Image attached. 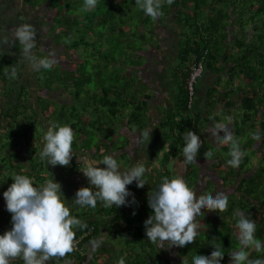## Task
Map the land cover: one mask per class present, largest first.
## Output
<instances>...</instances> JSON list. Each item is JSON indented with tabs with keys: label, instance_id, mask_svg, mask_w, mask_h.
Here are the masks:
<instances>
[{
	"label": "trees",
	"instance_id": "trees-1",
	"mask_svg": "<svg viewBox=\"0 0 264 264\" xmlns=\"http://www.w3.org/2000/svg\"><path fill=\"white\" fill-rule=\"evenodd\" d=\"M25 1L33 7L43 6L56 12L49 31L51 39L65 49L67 56L77 59L71 57L72 64L63 70L57 63L50 69L37 70L42 71L43 83L39 86L44 85L49 92L56 90L61 108L45 99L48 97L46 92L36 96V111L28 104L27 86L22 85L19 92L16 90L19 79L16 61H8L7 57L0 55V93L6 98L14 94L16 99L12 106L0 107V193L3 194L16 174L29 175L36 185L47 179L44 161L38 153L39 137H33L31 130L34 122L38 123L39 112L44 122L69 124L73 128L72 148L76 150L95 147L98 151L101 145L95 143L93 134L102 127L103 132L111 137L116 132L112 127L118 120H126L127 127L133 131L136 129L139 141H142L148 120L145 110L148 96L144 92L145 86L137 81L130 69L141 67L149 52L160 49L161 34L172 33L179 38L177 64L172 71L179 89L175 106L179 118L168 115L162 125L168 149L162 153L161 171L154 179L152 190L163 177H174L166 166L182 151L184 132L188 129L195 132L202 120L212 118L211 112L217 104L229 108L227 120L230 118L233 122L234 138L245 155L240 165L234 168L226 164L230 158L228 145L223 151L212 150V158L216 160L213 170L219 175L222 191L230 190L228 207L223 212L211 211L210 216L202 214L198 218V238L189 246L176 247L179 260L174 261L161 252L162 261L158 264H183V259L190 264L194 255L211 253L213 239H217L225 252L222 264H229L227 252L238 247L233 215L237 210L255 222V235L264 241V0H160V15L156 19L145 15L136 0H98L96 7L90 10L84 9V0ZM42 49L35 47L37 57H44L41 56ZM197 61H202L203 70L222 69L228 73L223 85L228 88L227 92L219 93L216 87L207 91L208 111L203 119L193 116L190 113L192 108L186 107V78L190 65ZM52 69L58 72L55 76L49 75ZM68 103L71 106L66 110ZM257 132L261 135L259 141L252 138ZM105 138L110 143L109 138ZM23 145L29 152L28 167L18 157V146ZM108 147H104L105 151ZM254 158L256 161L252 162ZM199 174V165L195 162L186 164L185 182L196 193ZM212 183L207 182L203 193L220 191L215 182L216 190L213 191ZM113 210L102 208L97 212L108 215ZM140 211L147 218L151 215L147 200ZM72 215L87 225L76 230L74 238L90 227L91 232L81 241V251H72L49 261L53 264H67L73 260L76 264H99V254L87 261V256L82 253L87 243L98 236L96 220L81 219L78 213ZM8 216L0 222L5 230L10 229L8 223L11 225V213L8 212ZM200 219L203 223L199 222ZM138 225L137 235L134 232L126 235L128 241L138 238L140 244L138 247L134 243L138 248L125 244L126 264H151L148 254L155 252L154 245L144 235V221L140 220ZM249 251L251 259L264 256V253ZM10 264H23V261L15 258Z\"/></svg>",
	"mask_w": 264,
	"mask_h": 264
},
{
	"label": "clouds",
	"instance_id": "clouds-1",
	"mask_svg": "<svg viewBox=\"0 0 264 264\" xmlns=\"http://www.w3.org/2000/svg\"><path fill=\"white\" fill-rule=\"evenodd\" d=\"M97 2L98 0H84L83 7L85 10L93 9ZM136 3L145 15L153 19L159 17L160 0H136ZM36 35L35 28L28 23H22L12 31L13 41L22 46L20 51L24 60L33 69H50L57 61L52 58V53L47 57L35 55L33 49L37 43ZM7 43L8 37H0V45ZM151 129L150 127L144 135L150 136ZM210 132L218 145L229 146L230 158L226 160V164L238 167L245 153L239 141L234 138L230 118L229 123L213 124ZM252 138L259 141L261 135L253 133ZM73 140L74 130L69 124H49L42 137L40 159L53 167L68 165L75 154ZM183 141V163L196 162L203 143L202 137L196 131L188 129L183 134ZM204 156L208 160L213 153L209 150ZM80 159L84 165L81 171L87 177L89 186L79 188L71 203L65 198L60 182L55 181L52 176L41 185L34 184L29 175L16 174L11 177L13 182L2 194L6 210L11 213V228L0 234V264H10V260L15 258H20L23 264H48L53 257H64L66 253L73 251L76 230L87 227L82 220L71 214L74 206L95 208L98 202L105 206L125 205L128 203L126 198L132 195L126 186L133 182L136 187L146 184L144 176L147 169L143 163L124 169L115 153L106 154L101 160L91 159L87 155H81ZM199 175V182L204 185L197 193L181 176L176 175L172 178L163 177L148 196V206L152 213L144 221V235L158 250L164 249V253L167 248L173 247L176 254V247L193 244L200 234L198 218L209 211L210 215L211 211L223 212L228 207V193H203L210 177L202 178L201 169ZM132 201H135L134 196ZM233 215L238 247L227 252L230 256L229 264H264V256L250 258L249 250L264 253V241L255 235V222L242 211L237 210ZM90 232L91 227L79 236L84 233V237L88 236ZM90 243L94 251L100 241ZM211 244L213 250L209 255L196 254L191 258L190 264H222L225 252L217 239H213ZM156 247L154 253L148 254L151 264L162 261L163 250L159 253ZM154 256L157 261L152 263L150 257ZM168 256L173 259L169 252ZM116 264H126L125 258L119 257ZM183 264H189V261L183 259Z\"/></svg>",
	"mask_w": 264,
	"mask_h": 264
},
{
	"label": "crops",
	"instance_id": "crops-1",
	"mask_svg": "<svg viewBox=\"0 0 264 264\" xmlns=\"http://www.w3.org/2000/svg\"><path fill=\"white\" fill-rule=\"evenodd\" d=\"M41 12L42 7H33L26 3L25 0H0V37H8V43L0 45V55L7 57L8 61H16L17 70L19 73L16 90L19 92L20 87L22 85H26L28 89L27 97L28 100L30 99L29 101H33L36 99V96L39 95L35 92L39 89V86L36 85L34 78L30 75V71H32L33 68L27 63L26 60H24L21 55L20 50L22 46L17 41H13L12 39V31L15 29V27L22 23L31 24L35 28L37 34L36 47H43V49H46L49 53H51L50 51L54 48V42L51 39L49 31L55 14L50 18H47L43 17ZM45 20L47 23H45ZM46 37L49 38L47 40V44H42V41L46 40ZM178 41L179 38L174 36L172 33L168 35L161 34L159 36L160 49L149 52L146 56L145 63L141 67L130 69L138 78L137 81L145 86L144 92L148 96L145 109L148 120L146 122L145 132H147V130L151 127L152 129L150 131V136L145 135L142 141H139V132L136 129L134 131L132 129L130 130L127 127L126 120H118L114 123L113 127L115 128L114 131L116 132L113 133L111 136L112 138L107 132H103L104 130L102 127H100L99 132L93 134L95 143L101 145L98 151H96L95 147L83 150L73 149L75 154L71 158L69 164L66 166L56 165L53 167L51 165H46L44 162L45 171L47 174L46 180L52 176L55 181L60 182L62 186V192L69 203H71L72 199L75 197L76 191L79 188L89 186L87 177H85L81 171V169L84 167L83 162L80 159L81 155H87L91 159L101 160L104 156V152L108 154L115 153L117 160L124 169L134 166L138 163H143L146 166L147 171L144 176L146 184L143 187H136L135 182H133L132 184L126 186L132 194L126 198L128 200L127 204L115 207L105 206L102 202H98L95 208H81L79 206H74L71 209V214L78 213L80 214L81 219L90 218L96 220V225L99 226L98 236L92 240H99V246L93 251L90 241L87 243L84 251L82 252L87 256V261H89L90 258H92L95 254H99L101 256V261L99 264H116L119 257L123 256L125 258V244L120 242V236L124 233V231L130 232L131 230H136L137 227H139V221L141 220V222H143L146 220L145 214H142L140 209L143 208L144 201H148V196L151 194L154 179L161 171L160 165L162 155L158 156V154L160 152L163 153L168 149V141L165 138L166 131L162 125L165 123L168 115H174L175 118H179L175 107L179 92L178 83L172 77V71L177 64ZM167 50L168 53L165 52ZM35 51L36 50L34 48L33 52L36 54ZM227 79L228 73L225 70H204L203 74L197 80L195 85L196 92L193 107L190 113L197 118L203 119L204 115L208 111L206 106L207 91L210 88L216 87L217 92L219 93L227 92L228 88L223 86L226 84ZM34 86L36 87L35 89ZM234 86L236 87V85ZM34 95L35 97H33ZM13 99L16 100L14 94L9 98H6L0 93L1 102L8 103ZM6 107L8 106L6 105ZM228 109L229 108L227 107L222 108L217 104L211 112L213 117L206 121L202 120L196 132L202 137L203 142L207 141L210 143V145L212 144L216 148L219 147L215 138L211 135L210 129L215 123H229L227 120L228 117H230ZM40 114L38 113V116L36 115V119L41 121L40 124L42 125V129H44V131L41 134V138L38 136L40 139L38 142V153L41 151V141L46 127L51 124L44 122V120L42 121ZM236 117L240 119L239 115H236ZM230 127L234 132L233 122H230ZM104 134L109 138L110 143L107 141ZM111 143H113L114 146L119 145L123 147L114 148L110 145ZM106 145H109V147L105 151L104 147ZM9 150L10 148L3 151V153ZM18 153L19 161H23L24 166L28 167L27 159L29 152L27 147L24 145L18 146ZM215 161L216 160L212 157L211 159L206 160L205 156L200 154V156L196 157L195 163L199 166H201V163H205L208 165V167H210L211 174L213 173L214 177L211 181L217 183V188H220V191H222L223 188L220 183L219 175L213 170ZM255 161L256 160L254 158L252 162ZM168 164L172 165L171 174L173 176L179 175L184 179L186 164L183 163L182 151ZM100 167H103V165H100ZM212 193L214 194L215 191ZM132 196L135 197L134 202L132 201ZM0 204H2V210H0V222L1 220L4 222L9 216L5 207L3 195L1 193ZM102 208H111L114 210L108 215H103L97 212L98 209ZM125 215L129 216V218H125ZM1 227L2 226L0 225L2 232L6 231L5 228ZM8 227L11 228L10 223H8ZM154 247L156 246L154 245ZM156 249L158 250L157 247ZM168 249L169 248L166 249V254H168ZM161 250H163V253L164 249H159L158 252L160 253ZM113 258L116 259L109 262ZM48 264L53 263L48 261ZM67 264L76 263L73 260Z\"/></svg>",
	"mask_w": 264,
	"mask_h": 264
},
{
	"label": "rangeland",
	"instance_id": "rangeland-1",
	"mask_svg": "<svg viewBox=\"0 0 264 264\" xmlns=\"http://www.w3.org/2000/svg\"><path fill=\"white\" fill-rule=\"evenodd\" d=\"M40 7H42V12H41V14L43 15V17H47V18H50L52 15H54L56 12L55 11H50V10H47V8H45V7H43V6H40ZM44 21V20H43ZM49 21V20H48ZM45 23H47V21L45 20ZM56 28H58V27H56ZM55 29V28H54ZM43 37H44V34H43ZM49 38L48 37H46V40H43L42 41V44H47V40H48ZM55 41H54V43H53V50H51L50 52L53 54V57L52 58H54L57 62V64H60V70H63V69H66V68H68L69 67V65L70 64H72V58L71 57H73L72 55H71V57H70V55L69 56H67L66 55V52H65V49L63 48V47H58V50H56V52H55V48H57L56 47V45H55ZM41 52H42V55L41 56H44V57H47L48 55H49V52L46 50V49H42L41 50ZM39 57H40V55H38ZM71 58V59H70ZM73 58H75V59H77V57H73ZM55 63V64H56ZM41 73H42V71H38L37 72V69H32V71H30V75L34 78V81L36 82V85H41V83H43V81H42V78H41ZM58 72H54V70L52 69L51 71H49V75H56ZM57 79L59 78V77H56ZM54 79H55V77H54ZM40 81V82H39ZM61 80L59 79V82H60ZM39 83V84H38ZM40 87V86H39ZM36 87L34 86V89H35ZM38 89V88H37ZM36 92V94H45L46 92H47V94H45V96H47L48 95V97H46L45 99H48V100H50L51 102H53L54 104H55V106L56 107H58V109H60L61 107L60 106H58L59 105V102L60 101H58L57 99H59L58 98V94H57V91L56 90H53V91H46V89L44 88V85H42V87H40L37 91H35ZM33 97H35V95L33 96ZM66 97V96H65ZM30 100V99H29ZM28 100V104H30V103H32V104H30L36 111L38 110V104H37V101H36V99H34L32 102L31 101H29ZM14 99L13 100H11V102H1L0 101V106H5L6 107V105L7 106H12L13 104H14ZM69 106H71V105H69V103H68V105H67V108H66V110L69 108ZM77 106H78V104H77ZM40 113V112H39ZM41 116V115H40ZM116 119V118H115ZM36 121H38V120H36ZM47 124V123H46ZM113 129L115 130V128L113 127ZM32 130V133H33V137H37V136H39L40 138H41V134H42V132L44 131V129H42V125L40 124V121H38V123L37 122H34V124H33V129H31ZM248 133H250V129H249V131H248ZM238 136H240V135H236V137H238ZM40 140V139H39ZM222 146H223V148H222ZM224 146L225 145H219V147H215L214 145H210V143H208L207 141H205V145L204 146H201V148L199 149V153H198V155L197 156H200V154H203L204 155V153L205 152H207V151H209V150H211V149H213L214 151H223V149H224ZM211 148V149H210ZM212 151V150H211ZM247 155L249 154V151H247V153H246ZM162 155V152H160L159 154H158V156H161ZM169 170H171L172 169V165L171 164H168L167 166H166ZM200 169H201V176H202V178H204V177H210V180H208V181H211V180H213V173L211 174V171H210V167H208V165L207 164H203V163H201V167H200ZM13 171H15V170H13ZM213 183H214V181H212ZM200 184H199V186H198V189H202L203 188V182H199ZM213 183H212V186H213V188H214V185H213ZM218 187V186H217ZM205 189H207V186L205 187ZM214 190H216V187L213 189V191ZM207 192H209V191H207ZM224 192H226V193H228V192H230V190H225ZM203 194V193H202ZM198 195V194H197ZM138 207H139V205H138ZM2 208V204H0V210H2L1 209ZM135 210V209H134ZM207 214L210 216V211L209 212H207ZM131 216H134V215H131ZM129 218V216H127V215H125V218ZM147 218V217H146ZM199 222L201 223H203V220L202 219H200L199 220ZM144 232H145V229L143 230ZM123 232V231H122ZM135 233L136 235H137V233H136V230H131L130 232H126V231H124V233L120 236L121 237V239H120V242L121 243H123V244H130V245H134V247L135 248H138L139 246H140V244L139 243H137V242H139V240H138V238L136 239V240H133V242H131V241H128L127 240V234H129V233ZM138 244V247L135 245V244ZM168 252H169V255L170 256H173V260L174 261H176L177 260V256H176V254L173 252V247H171V248H169L168 249ZM166 254V253H165ZM166 256H168V254H166ZM116 259V258H115ZM114 258L112 259V260H110L109 262H111V261H114L115 260ZM178 260H179V257H178ZM180 260H182L181 258H180Z\"/></svg>",
	"mask_w": 264,
	"mask_h": 264
},
{
	"label": "built area",
	"instance_id": "built-area-1",
	"mask_svg": "<svg viewBox=\"0 0 264 264\" xmlns=\"http://www.w3.org/2000/svg\"><path fill=\"white\" fill-rule=\"evenodd\" d=\"M203 71L204 70H203L202 61L193 62L190 65V70H189L188 76L186 78V89H187L186 107L188 109H191L193 107V102H194V97H195V85H196L197 80L203 74ZM85 234L86 233H84V235ZM84 235L74 238L73 251H79L80 250L81 241H82Z\"/></svg>",
	"mask_w": 264,
	"mask_h": 264
},
{
	"label": "flooded vegetation",
	"instance_id": "flooded-vegetation-1",
	"mask_svg": "<svg viewBox=\"0 0 264 264\" xmlns=\"http://www.w3.org/2000/svg\"><path fill=\"white\" fill-rule=\"evenodd\" d=\"M150 261H152V263L156 262L157 261V257L154 256L153 258L150 257Z\"/></svg>",
	"mask_w": 264,
	"mask_h": 264
}]
</instances>
